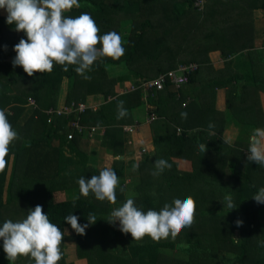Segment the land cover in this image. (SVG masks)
<instances>
[{
  "label": "trees",
  "instance_id": "trees-1",
  "mask_svg": "<svg viewBox=\"0 0 264 264\" xmlns=\"http://www.w3.org/2000/svg\"><path fill=\"white\" fill-rule=\"evenodd\" d=\"M78 2L79 8L73 7L64 15L77 17L89 13L100 30L99 35L115 31L125 48V54L118 60H97L86 73L90 79L78 75L75 65H69L65 72L63 66L54 64L50 73H35L32 77L22 67H13L12 60L5 55H16L14 46L27 37L6 23L7 12L3 9L2 13L0 9V109L11 105V110L5 113L18 133L6 157L8 164L0 172V226L7 220L26 219L30 208L41 205L49 220L65 232L64 243L60 245L62 259L58 264H75L76 260L80 264H264V204L252 199L264 186V168L247 161L249 142L230 143L223 137L228 127L227 115L225 112L219 115L216 107L215 91L226 85H229L228 103L233 97L242 100L246 113L253 110L248 100L252 92L256 99H261L260 93L264 98V49L232 41L235 27L226 20L224 8L216 7L224 3L231 5L233 0H212V6L207 5L204 11L196 6V0ZM252 6L264 12V0H254ZM217 14L223 16L224 23ZM18 33L20 37L16 36ZM260 35L264 40V28ZM225 38L231 43L222 45L223 54L236 55L232 63L238 72L213 77L209 74L212 70L205 68L210 62L208 54L221 48V40ZM181 63H195L198 68L188 74V80L180 87L168 79L166 86L158 91L145 93L139 89L124 94L115 91L117 82L139 84L143 79H155L176 69ZM119 66L127 73L109 78L110 71ZM202 69L206 73L204 78L198 75ZM66 78L70 84L64 105L67 109L58 114L57 104ZM204 84L210 88L211 95L198 93ZM188 86L196 91L199 100L193 98L184 105L190 98ZM99 94L105 98L108 95L121 98L127 115L117 119L119 99L111 100V97L106 104L93 107L89 97ZM31 96L36 99L37 107L27 104ZM195 102L202 116L195 114L192 108ZM79 103L85 104L83 110ZM255 103L258 107L256 115L251 117L254 120L233 118L236 124L243 122L254 129L264 128V108L260 101ZM214 112L220 121L217 125H212L206 116ZM181 113H187V117L183 118ZM140 120L151 126L155 149L138 161L131 154L134 153L133 135L140 132ZM72 121L96 126L98 130L105 127L103 149L113 156H123L111 164L119 176L115 204L99 201L91 193L87 197L80 194L77 180L82 176L90 179L104 167L90 161L86 164L95 154L88 152L85 142L80 141L82 135L72 127ZM59 131L73 135L69 140L71 148H77L79 158H84L80 160L86 164L81 172L71 173V185L67 183L69 176L63 175L62 167L67 169V165L63 163L64 151L59 144L63 136L58 135ZM65 139L68 140L67 134ZM201 144L207 146L205 152L200 150ZM39 148L42 149L36 151ZM197 153L201 167H194ZM161 158L171 167L160 176H153L154 161ZM181 160L191 164L189 169H179ZM129 171L139 175L126 184ZM180 184L186 185V189L176 191ZM69 189L75 190L74 197L69 195ZM229 194L237 207L233 210L221 203ZM130 196L145 212L159 211L174 199L191 197L195 201V221L191 227L182 229L175 240L169 237L157 243L145 236L135 241L130 233L119 230L118 221L115 225L106 221L111 211L122 206ZM8 207L14 210L10 212ZM69 213L78 216L81 225L88 223L89 213L97 221L85 230V235H79L64 220ZM237 219L243 221L242 226H236ZM72 254L75 259H70ZM0 264H10L2 240ZM14 264L35 262L18 260Z\"/></svg>",
  "mask_w": 264,
  "mask_h": 264
},
{
  "label": "clouds",
  "instance_id": "clouds-1",
  "mask_svg": "<svg viewBox=\"0 0 264 264\" xmlns=\"http://www.w3.org/2000/svg\"><path fill=\"white\" fill-rule=\"evenodd\" d=\"M73 7H80L78 0H0V9L7 12L6 23L14 25L15 31L23 32L27 37L20 39L13 48L16 53L12 60L13 67H22L32 77L35 73H50L54 64L63 66L65 72L69 65H75L74 70L78 75L90 79L86 73L92 70L97 60H118L125 54L121 36L115 31L99 35L100 30L89 13L84 12L77 17L64 15ZM27 104L31 105L29 101ZM123 105L124 101L117 105V119L127 115ZM32 106L37 107L36 103ZM181 116L186 118L187 113H181ZM16 139L18 133L5 111L0 109V172L8 164L6 157L10 145ZM199 147L201 151H206V145L201 144ZM247 153L248 162L264 168V128L253 130ZM170 167L165 159H157L152 175L158 177ZM77 183L81 195L87 197L91 193L99 201L116 203L119 176L111 167L102 168L98 175H92L90 179L82 176ZM252 199L264 204V187ZM221 203L231 210L237 208L231 194L226 195ZM86 218L88 223L83 225L79 223V217L72 213L66 215L64 220L77 234L85 235V230L97 221L93 213H89ZM106 221L112 225L118 221L119 230L124 234L130 233L135 241L145 236L157 243L169 237L175 240L182 229L193 225L195 201L191 197L177 198L170 204H164L159 211L149 209L145 212L136 206L134 198L130 196L122 206L111 211ZM235 224L240 227L243 221L237 219ZM64 235L65 232L49 220L41 205L30 208L26 219L18 222L7 220L0 226V240L10 264H14L19 257H29L35 264H58L62 259L60 245Z\"/></svg>",
  "mask_w": 264,
  "mask_h": 264
},
{
  "label": "rangeland",
  "instance_id": "rangeland-1",
  "mask_svg": "<svg viewBox=\"0 0 264 264\" xmlns=\"http://www.w3.org/2000/svg\"><path fill=\"white\" fill-rule=\"evenodd\" d=\"M205 1H206V6L207 5L212 6V0H205ZM236 1L237 0H233L231 5L230 4H226V3L222 4L225 7L221 6L219 3H218L219 5H216V7L218 9L224 8V11L226 12V14H224V15L226 17H228V18H226V20L231 22L232 27H235L236 35H234V38H232L231 40L234 41V42H237V43H241V44L246 42L248 44L246 47H253V49H255V47H263L264 48V43H258V41L256 43L251 44L253 41H256L257 35L260 38L262 37L259 34L260 30H258L257 28H260V27L263 28V25L258 24L257 28H256V25H257V23H264V18H263L264 15L262 16L263 12L261 13V12H259L258 9H254L253 8L252 2L254 0H251V1L250 0H244V2H245L244 5L246 7L242 4L243 0H238L237 2ZM248 2L251 4L250 6H249ZM205 8L203 10H201V11H204ZM1 12L4 13V10L2 9ZM217 17L220 19L219 21L221 23L225 22V20H223L221 18V17H223L221 14H217ZM236 21H239V23H237ZM16 36L20 37L21 34L18 33ZM249 44L252 45V46H250ZM219 49H215V50H219ZM215 50H213V51H215ZM248 50L249 49H245L246 52H248ZM213 55H215V54H213ZM5 57L8 60H13L15 55L6 54ZM226 60H228V63H229L232 60V57H228V59H226ZM210 62L215 67L216 61L210 60ZM226 63H227V61H223V59H220V61L218 60L217 65H219L220 67H224L225 69H228V70L233 68L234 63H232L230 66H226ZM124 71H125L124 67L123 66H119L118 69L110 71L109 78L119 77V76L123 75V73L124 74L127 73V71L126 72H124ZM215 76H218V75L215 74ZM68 81H69L68 78H66L63 81V85H62L59 101H58V104H57V108L61 107L63 109V106L65 105V98H66V95H67L68 87L70 85ZM126 82H130V81H123V82L115 83L114 84L115 91L119 90L120 87L124 86V84H129V83H126ZM209 89L210 88H208L205 84H204V88H201V90H204V91H207ZM134 92H137V91H134ZM201 94L202 95H206L207 93H201ZM225 94H226L225 89L224 90H220V91L217 90V92H216L217 112L219 113V115L223 114L224 112L227 115L226 126H228V127H227V129L225 127L226 131L223 133V137L230 143H233L236 140H242V141H245V142H249L250 135L253 132L254 128L252 126L247 125L248 123L244 124L243 122H241L239 124H236L235 121L233 120V118H236V121L237 120L240 121L239 118H241L240 116H242L243 119L246 120V122L253 121L254 119H251V117L256 115V112H257L256 107H258L255 102L256 101H260L261 106L264 108L263 94L260 93L261 99H256L255 96H253V94H254L253 92L249 95L248 100H249V103L253 104V110L247 111V113L245 112L246 110L243 108V104L241 103L242 100H240V99H234V102H233V104L235 106H237L238 108L229 107L228 106V100L225 97ZM110 97H111V100H116V99L118 100L119 99L118 102H120L121 98H118V96H116V95H108L105 98L103 96V94H99L98 96L91 95L89 97V102L91 103V105L93 107H97L99 105H104L108 101H110L109 100ZM33 99H34V97H33ZM196 99L199 100L198 98H196ZM192 100L193 99H191V98H187L185 100V102H184V105H188V103L190 101H192ZM28 101H29V98H28ZM34 101H35V99H34ZM35 103H36V101L34 102V104ZM198 103L200 104V101H198ZM198 103L195 102V104L192 106V108H193L195 114H197L199 116H202L203 112H199L200 111V106H199ZM31 105H33V104H31ZM10 107H11V105L10 106L9 105L5 106V107L2 108V110H4V111L8 110V112H9V110H11ZM246 114H247V116H246ZM206 116L208 117V119H209V121L211 122L212 125L213 124H216V125L219 124L220 121H219V119L217 117V114L215 112L212 115H206ZM105 130H106L105 127H103V129L100 132H97L95 134V136L96 135L102 136V139H103V136L105 135ZM148 132H150L151 135L154 136V132L152 131V129L149 130V128H148ZM228 132H231L230 136H229ZM66 134L67 133H65L64 131L63 132H60V131L58 132V135H62L64 137L66 136ZM152 136L151 137L149 136L146 139L145 143L149 142L148 145H151L152 144ZM69 140H71V139H69ZM101 140L100 141H98V140H95V141L84 140L86 148L88 149L89 152H92L93 150L97 151V149L94 148V146H98L99 147V152H98L99 154L96 157L97 158V164H98L97 166L98 167H111L113 158L114 159H117V158L123 159V156H118V157L117 156H112L113 157L112 158L109 154H106L104 149H101V148H104V146H102V144L100 145V142L102 143ZM66 145H67V148L65 149L66 150V155L67 156L73 155V153L68 150V149H71V141H68ZM137 147H139L138 144L134 143V145L132 146V150L135 151V149H137ZM149 147H148V150H149ZM152 148H153V146H152ZM152 148L150 147V151H151ZM90 158L93 159L94 157L92 156ZM197 158H198V153L194 156V167H197V166L201 167L198 164V159ZM80 159L84 160V158H80ZM140 160H141V158H138V161H140ZM12 162H13V160H12ZM66 163H68V161ZM178 164H179V162H178ZM75 166H76L77 170H81L82 169L81 164H76ZM182 169L186 170V167H182ZM67 171H68V174L65 171L66 176L67 175L69 176V179H68L67 183L69 185H71L72 184V180H71L70 176H71V173H74L73 170L71 169V165L70 166L67 165ZM137 175H139V172L138 173L136 171L127 172L126 178H125L126 184L132 182L134 177L137 176ZM9 176H10V174H9ZM180 189H186V185L180 184L176 188V191H178ZM68 193H69V195L71 197H74L75 190L69 189ZM21 205H23V204H21ZM15 208H16V204H15ZM8 210L11 212L14 209L11 210V208L8 207ZM4 214L7 215V212L5 211ZM66 234H69V232H67ZM236 237L237 238L239 237V232L238 231L236 232ZM63 243H64V241H63ZM70 259H75V254H72L70 256ZM18 260H21L23 263L30 262V258L29 257H19L16 261H18ZM80 262H81L80 260H76V262H74V263L75 264H80Z\"/></svg>",
  "mask_w": 264,
  "mask_h": 264
},
{
  "label": "crops",
  "instance_id": "crops-1",
  "mask_svg": "<svg viewBox=\"0 0 264 264\" xmlns=\"http://www.w3.org/2000/svg\"><path fill=\"white\" fill-rule=\"evenodd\" d=\"M248 4L250 5V3L248 2ZM206 7V6H205ZM206 9V8H205ZM262 13V12H261ZM264 15V12H263V14H262V16ZM263 18H264V16H263ZM237 23H239V21H236ZM258 24H261V25H263V28H264V23H257V25H256V28H257V26H258ZM263 28L262 27H260V28H257L258 30H260V32H259V34L262 32V30H263ZM258 41V43H264V40H263V37L262 38H260V37H258V35H257V37H256V41H255V43ZM227 42H230L231 43V40H229L228 38H225V39H222L221 40V48L219 49V50H215V51H211V52H209V58H210V60H214V61H216V65H215V67L211 64V62H208L207 63V65H205V68H207V67H209L211 70H212V72L211 73H209V74H212L213 75V77H218V78H220L219 76H221L222 74H226V75H230L231 73H233V72H238V70L233 66V68L232 69H225L224 67H220L219 65H217V62H218V60L220 61V59H223V61H227V63H226V66H229V64H228V60H226V59H228V57H232V60H231V63H230V65L232 64V61H234V59H235V54H233L232 56L231 55H224L223 54V49H224V47L222 46V45H224L225 43H227ZM244 43H246V42H244ZM258 48H263V47H258ZM264 49V48H263ZM213 54H215V55H213ZM214 56V57H213ZM215 74L216 75H218V76H215ZM200 77H203L204 78V76L206 75V73L204 74V69H202L201 70V73L200 74H198ZM206 77V76H205ZM201 88H204V85H202V87ZM225 89V92H226V94H225V97L226 98H229V96H227V91L229 90V85H226V86H221L220 88H218L217 90H224ZM227 89V90H226ZM186 90H188L190 93H189V95H190V98L191 99H193V98H198V97H196V95H197V93H196V91H194L193 90V88L192 87H190V86H188V89L186 88ZM217 90L215 91V92H217ZM198 93H207V94H210V93H208V90L207 91H204V90H200ZM235 99H237V98H235ZM230 101H231V103L229 104L228 103V105H230L229 107H231V108H238L237 106H235L234 104H233V102H234V97L232 98V99H230ZM241 118H242V116H240ZM241 118H239V119H241ZM141 122H140V125H141V128H140V132H138V133H134V135H133V142L134 143H137L138 144V146L139 147H137V149H135V151H134V153H132L131 155H134V158L135 159H137L138 160V158H141L143 155H141V156H139V154H138V149L139 148H142V147H145V148H147V150H148V147L150 146L151 148H152V146H153V148L151 149V151H150V147H149V150H148V152L147 153H149V152H153L154 151V149H155V145H154V136H152L151 135V133L150 132H148V128L150 129V125H149V123H147L146 121H144V120H140ZM151 130V129H150ZM228 134H229V136L231 135V132H228ZM151 137L152 136V144L151 145H148V143H145L146 142V139L148 138V137ZM58 137V136H57ZM103 138H104V136H103ZM60 140H59V144H60V147L62 148V151H64V161H63V163L64 164H66V165H68V166H70L71 165V169L73 170V172L74 173H79V172H81L83 169H84V167L86 166V164L87 163H89V161H90V163L91 164H96V166L98 165L97 164V156H98V152H99V147L98 146H94V148H96L97 149V151H95V150H93L92 151V153H94L95 155L93 156L94 158L93 159H91V160H87L86 161V164H83V162L80 160V158H79V154H77V148H71V149H68L69 151H71L72 153H73V155H71V156H67L66 155V148H67V142L69 141V140H65V137L63 136V137H61V138H59ZM102 139V136H99V135H96V136H93V137H90V136H82L81 137V140L80 141H84V140H87V141H95V140H98V141H100ZM101 141H103V139L101 140ZM100 145H101V142H100ZM80 148V147H79ZM42 148H39L38 150H36V151H39V150H41ZM75 149V150H74ZM81 149V148H80ZM101 149H103V148H101ZM105 151V150H104ZM89 152V151H88ZM106 154H109V153H107V152H105ZM111 157L113 156L112 154H109ZM113 158V157H112ZM68 161V163H66ZM113 161H114V158H113ZM113 161H112V163H113ZM76 164H81V166H82V169L81 170H77L76 169ZM184 166H183V165ZM179 165H180V167H179V169L181 168V166L182 167H186V169H189V167L191 166V164H189L188 162H186L185 160H181V161H179ZM11 169H12V164L10 165V168H9V173H10V171H11ZM62 169H63V172H64V174H63V172H62V174L63 175H66V173L68 174V171H67V169H64L63 167H62ZM65 171H66V173H65Z\"/></svg>",
  "mask_w": 264,
  "mask_h": 264
},
{
  "label": "built area",
  "instance_id": "built-area-1",
  "mask_svg": "<svg viewBox=\"0 0 264 264\" xmlns=\"http://www.w3.org/2000/svg\"><path fill=\"white\" fill-rule=\"evenodd\" d=\"M196 6L200 9L205 8V0H196ZM198 68V65L195 63H181L178 65L176 69L170 70L165 74H160L155 79H143V81L139 84L136 83H129L124 84V86L120 87L119 94H124L132 91H137L139 89H142L145 93H148L150 90L158 91L163 89L168 79L171 80V82L174 83L175 86L180 87L182 84L185 83V81L188 80V74L192 71L196 70ZM33 97H29V103L34 104ZM79 108L83 110L85 108V104L79 103ZM67 107L63 106V109L61 107L57 108L58 114H63L64 110H66ZM72 127L76 129L81 135L88 134L89 136H94L97 132H100L101 130H98L96 126H83L77 121H72ZM73 137L72 134H68V138L71 139ZM147 148L142 147L138 154L139 156L147 153Z\"/></svg>",
  "mask_w": 264,
  "mask_h": 264
}]
</instances>
